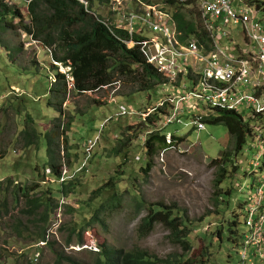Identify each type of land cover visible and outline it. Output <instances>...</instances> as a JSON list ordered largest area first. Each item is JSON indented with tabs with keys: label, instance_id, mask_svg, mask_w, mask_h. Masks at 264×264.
Wrapping results in <instances>:
<instances>
[{
	"label": "rangeland",
	"instance_id": "374dc122",
	"mask_svg": "<svg viewBox=\"0 0 264 264\" xmlns=\"http://www.w3.org/2000/svg\"><path fill=\"white\" fill-rule=\"evenodd\" d=\"M3 1L18 8L23 22L15 19L11 29L0 32V264H56L57 253L94 264L93 250L104 242L126 249L140 247L153 258H169L181 264H244L240 252L248 230L245 202L252 191L253 176L260 175L254 166L259 148L252 145L259 142L248 138L240 153L233 154L225 164L228 174L216 185L222 162L213 161H220L224 152L234 151L233 138L225 125L205 123L206 129L198 132L187 125L188 120L171 124L163 133L184 138L182 143L193 147L181 153L177 149L180 141L172 142L170 147L153 148L148 155L146 132L150 128L142 122L143 117L118 114L121 105L146 112L158 103V92H137V85L122 79L116 86L97 91L69 92L62 105L63 113H58L49 89L57 71L65 73L68 68L53 59L52 49L23 30L22 26L31 23L29 0ZM148 4L149 0H96L94 12L110 25L126 27L133 23L131 10L138 7L141 13ZM184 7L190 14L198 10V3ZM145 34L150 36L151 32ZM71 87L72 81L68 89ZM29 111L34 120L27 124ZM70 120L71 128L57 142V166L62 175L58 180L50 167H45V142L33 139L29 144L23 131L36 129L44 135ZM154 125L160 128L159 123ZM91 140L98 142L85 154ZM123 141L126 147L117 154ZM260 160L263 163L264 158ZM148 162L152 167L145 174ZM63 175L66 179L75 175L76 180L73 192L53 198L57 208L49 210L46 227L50 243L46 244L39 238V225L35 223L45 207L37 215L30 214L29 197L22 189L30 186L29 196L47 201L50 191L57 193L58 185L67 183L66 179L62 182ZM111 179L115 180V188L97 194ZM113 192L121 198L120 205L114 210L106 208L100 215L102 222L92 221L95 211L107 204ZM158 203L185 217L191 231L188 247L177 242L164 224H157L151 233L141 236L139 227L149 212L145 205ZM234 220L238 223L232 226ZM82 229L83 244L77 236Z\"/></svg>",
	"mask_w": 264,
	"mask_h": 264
},
{
	"label": "trees",
	"instance_id": "16d2710c",
	"mask_svg": "<svg viewBox=\"0 0 264 264\" xmlns=\"http://www.w3.org/2000/svg\"><path fill=\"white\" fill-rule=\"evenodd\" d=\"M84 1V2H83ZM96 0H29L28 10L31 23L24 25L23 30L28 36H32L36 41L42 42L49 49H52L53 59L68 68V72L60 73L57 71L55 81L51 84L49 93L56 101L54 106L56 111L63 113L62 105L67 99L69 92H88L104 89V87L116 86L122 79H127L130 83L137 85V92L157 93V88L162 83L160 73L150 64L147 63L144 55L140 51V47L136 45L129 48L128 42H138L140 37L130 36L127 30L118 28L116 25H110L102 17L94 12ZM168 4L167 10L174 15L177 26L185 36H189L195 32V20H199L197 9L196 12L191 10L190 14L185 12V7L193 5L197 0H186L179 2L178 0H165ZM195 12V14H194ZM15 19L23 22V15L16 6H11L0 0V32L7 31L12 28ZM58 68V67H56ZM72 81V87L69 90V83ZM51 105L52 103L49 102ZM27 114L26 122H33L32 111ZM157 118V116H156ZM153 118H150L151 122ZM60 121V119H56ZM257 120L247 119L230 111H214L204 118L205 123L223 124L227 127L234 141V151L224 152L221 158L214 160L213 163H220L216 185H220L228 174V168L225 164L231 161V157L240 153L247 139L254 134L253 126L257 125ZM72 126V120L68 123L57 125V129L49 130L44 135H39L36 129H25L23 134L27 136L29 144L35 139L37 143L44 141L46 145V163L45 167H50L52 175L60 180L61 171L57 166V156L60 153V144L57 143L61 136L67 134ZM61 127L63 132H61ZM30 128V127H29ZM162 133V134H161ZM184 138L173 136V141H183ZM63 142H65L63 140ZM157 146L170 147L167 143V134L163 132H155L149 136L146 141L147 154L151 155ZM126 147L123 141L116 153L120 154L122 148ZM64 148V147H63ZM65 150V148H64ZM85 154H87L85 150ZM67 158L70 154L66 153ZM44 167V168H45ZM151 163L148 162L143 169L145 174L151 170ZM233 170H238V166H233ZM75 175L69 176L67 183L58 185L57 193L49 192V200L44 201L40 196H29L30 186L22 189L24 194L29 197L28 206L30 214L37 215L39 209L45 207L41 218L35 221L38 227L39 238L46 244L50 243L48 239V229L46 223L49 218L50 208L54 206V196L73 192ZM10 181L12 184L13 181ZM65 182V180L63 181ZM115 180L111 179L97 194H102L103 190L115 188ZM47 188H52L48 186ZM19 187L16 192L18 194ZM121 203L118 193L113 192L107 201L102 204L94 213L92 221L102 222L100 215L106 209L114 210ZM142 205V203H140ZM243 207V205H240ZM145 209L149 210L148 214L142 219L139 227L141 236H147L151 233L157 224H164L174 235L177 242L188 247L189 240L187 237L191 233L188 229L187 221L183 215L171 207L163 204H147ZM53 210V209H52ZM238 223L237 220L232 222V226ZM45 224L44 227H41ZM21 227H26L20 224ZM89 225H87V228ZM82 229L77 234L81 244L84 243ZM221 234L220 230L217 232ZM72 238L68 240V243ZM94 253V264H181V261L175 262L169 258H153L147 250L135 247L126 249L118 247L110 243H101ZM62 261L71 264H87L65 253H57L56 264ZM175 262V263H174Z\"/></svg>",
	"mask_w": 264,
	"mask_h": 264
},
{
	"label": "built area",
	"instance_id": "2783aa9c",
	"mask_svg": "<svg viewBox=\"0 0 264 264\" xmlns=\"http://www.w3.org/2000/svg\"><path fill=\"white\" fill-rule=\"evenodd\" d=\"M197 3L199 20L194 21L196 30L189 36L178 29L166 2L149 0L143 12H138V7L131 10L130 26L116 25L127 29L131 37L141 38L131 40V47L138 45L147 63L162 77L155 106L141 113L121 105L119 114L143 117L142 122L150 128L147 136L184 120L198 132L205 130L204 118L216 110L234 112L245 120L260 119L250 136L259 142L252 147L259 148L254 166L260 175L253 176L245 202L248 230L240 255L244 264H264V161L260 160L264 158V0ZM96 141L88 142L87 154ZM172 141L173 135L167 134V142ZM191 147L179 142L177 149L184 153ZM65 179L63 175L62 182Z\"/></svg>",
	"mask_w": 264,
	"mask_h": 264
},
{
	"label": "clouds",
	"instance_id": "9594fccd",
	"mask_svg": "<svg viewBox=\"0 0 264 264\" xmlns=\"http://www.w3.org/2000/svg\"><path fill=\"white\" fill-rule=\"evenodd\" d=\"M130 42H131V41L128 42V46H129V43H130ZM134 47H135V46H134ZM129 48H133V47H130V46H129ZM68 70H69V69H68ZM104 88H105V87H104ZM106 88H107V87H106ZM157 90H158V89H157ZM141 113H142V112H141ZM118 114H119V113H118ZM119 115H120V114H119ZM121 116H122V115H121ZM123 116H131V115H123ZM109 120H110V119L106 120V122H108ZM103 126H105V124H103L102 127H103ZM173 136H174V135H173ZM175 137H176V136H175ZM174 141H175V140H174ZM174 141H172V142H174ZM97 142H98V140H97ZM167 143H168V142H167ZM168 144H169V143H168Z\"/></svg>",
	"mask_w": 264,
	"mask_h": 264
}]
</instances>
